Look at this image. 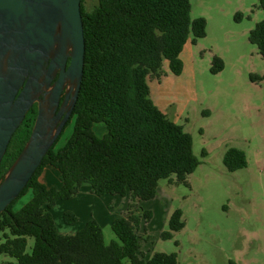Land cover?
<instances>
[{
	"label": "trees",
	"instance_id": "1",
	"mask_svg": "<svg viewBox=\"0 0 264 264\" xmlns=\"http://www.w3.org/2000/svg\"><path fill=\"white\" fill-rule=\"evenodd\" d=\"M83 2L84 73L71 116L73 131L55 149L61 132L26 186L0 213V254L16 260L3 259L0 264H179L175 252L156 251L149 257L141 252L139 231L153 214L139 202L156 196L162 178L188 184V175L201 161L193 152L192 135L151 99L148 77L161 75L165 59L171 71L180 74L184 45L206 35L207 21L191 17L190 0H98L90 10ZM259 5L264 9V0ZM249 40L264 57V19L250 30ZM214 63L213 72L223 68L219 56H214ZM36 115L31 107L13 133L0 163V180L29 138ZM99 121L107 128L102 137L93 130ZM224 163L234 171L247 165L246 155L230 147ZM46 165L59 169V187L40 181ZM85 184L99 195L129 198L128 211L112 222L119 240L106 243L95 218L75 233L58 231L53 206ZM28 189L31 199L15 209L16 200ZM65 217L77 220L69 211ZM184 225L178 208L163 236L172 237ZM27 236L35 239L31 252Z\"/></svg>",
	"mask_w": 264,
	"mask_h": 264
},
{
	"label": "rangeland",
	"instance_id": "2",
	"mask_svg": "<svg viewBox=\"0 0 264 264\" xmlns=\"http://www.w3.org/2000/svg\"><path fill=\"white\" fill-rule=\"evenodd\" d=\"M98 0H84L87 10ZM191 17L207 21V33L195 43L188 41L180 53L183 69L171 71L163 61L162 73L149 76L150 97L172 120L192 135L193 152L200 159L188 175V184L159 180L156 196L139 202L152 211L142 223L141 252H175L179 264H264V57L249 40L250 30L264 19L259 0H190ZM223 61L217 72L214 56ZM251 75L262 79L252 80ZM74 117L55 142L63 146L71 135ZM94 132L107 133L104 122L93 124ZM236 147L246 155L247 165L228 170L224 155ZM40 181L60 186V171L43 168ZM21 195L15 209L32 197ZM129 198L119 194H96L85 184L70 199L52 208L61 233H75L90 218L103 229L104 240H119L113 220L128 211ZM180 208L185 225L165 238L173 212ZM76 215L69 221L65 212ZM27 236V251L34 246ZM14 258L0 254V261Z\"/></svg>",
	"mask_w": 264,
	"mask_h": 264
},
{
	"label": "water",
	"instance_id": "3",
	"mask_svg": "<svg viewBox=\"0 0 264 264\" xmlns=\"http://www.w3.org/2000/svg\"><path fill=\"white\" fill-rule=\"evenodd\" d=\"M84 58L81 0H0V163L38 102L30 136L0 180V213L63 131L78 97Z\"/></svg>",
	"mask_w": 264,
	"mask_h": 264
},
{
	"label": "flooded vegetation",
	"instance_id": "4",
	"mask_svg": "<svg viewBox=\"0 0 264 264\" xmlns=\"http://www.w3.org/2000/svg\"><path fill=\"white\" fill-rule=\"evenodd\" d=\"M66 88L62 91V93H61V99H60V104H59V107H58V109L60 108V106H61V103H62V100H63V98H64V96L66 95ZM32 107H35L36 108V110L38 111V102L36 101V102H34V104H33V106ZM74 109V108H73ZM73 112V111H72ZM71 116H72V113H71ZM71 116H70V118L68 119V121L71 119ZM67 121V122H68ZM67 122H66V124H67ZM66 126V125H65ZM65 126H64V128H65ZM64 128H63V130H64Z\"/></svg>",
	"mask_w": 264,
	"mask_h": 264
},
{
	"label": "crops",
	"instance_id": "5",
	"mask_svg": "<svg viewBox=\"0 0 264 264\" xmlns=\"http://www.w3.org/2000/svg\"><path fill=\"white\" fill-rule=\"evenodd\" d=\"M47 166V165H46ZM49 186V185H48Z\"/></svg>",
	"mask_w": 264,
	"mask_h": 264
}]
</instances>
